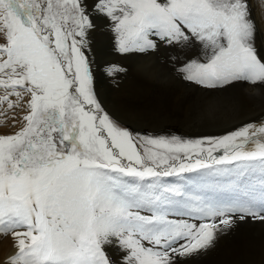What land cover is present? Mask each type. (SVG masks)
<instances>
[{"label":"snow or ice","instance_id":"obj_1","mask_svg":"<svg viewBox=\"0 0 264 264\" xmlns=\"http://www.w3.org/2000/svg\"><path fill=\"white\" fill-rule=\"evenodd\" d=\"M92 9L112 22L121 53L198 44L201 57H171L185 81L264 84L249 0ZM92 26L84 0H0V127L26 113L19 131L0 134V236L16 249L6 264H117L113 246L119 264H180L235 217L264 220V122L196 138L123 125L95 94Z\"/></svg>","mask_w":264,"mask_h":264},{"label":"rangeland","instance_id":"obj_2","mask_svg":"<svg viewBox=\"0 0 264 264\" xmlns=\"http://www.w3.org/2000/svg\"><path fill=\"white\" fill-rule=\"evenodd\" d=\"M84 3L93 24L87 36V56L90 65L94 60L96 71L105 81L99 93L107 109L128 124L127 127L153 134L171 131L196 138L224 134L264 116V84L237 81L210 90L185 81L173 71L171 57L179 56L181 61L201 57L203 53L198 44L185 49L161 45L155 51L121 53L112 22L92 9L96 0H84ZM249 3L257 25L255 46L258 53L264 55L261 52L264 45V12L259 7V0H249ZM111 66H117L122 71L110 74L108 70ZM246 84L259 89L256 98L246 96ZM251 113L255 114L251 117ZM24 114L20 110L10 112V118L0 127V134L19 131L22 125L20 118ZM13 115L16 116L15 121L11 119ZM0 122H3L2 117ZM239 219L235 217L230 228L217 234L214 246L184 258L180 264H264V220L251 217ZM2 237L3 241L12 239L11 235ZM108 251L119 264L123 253L114 246ZM7 260L1 257L0 264H6Z\"/></svg>","mask_w":264,"mask_h":264},{"label":"bare ground","instance_id":"obj_3","mask_svg":"<svg viewBox=\"0 0 264 264\" xmlns=\"http://www.w3.org/2000/svg\"><path fill=\"white\" fill-rule=\"evenodd\" d=\"M261 43V42H260ZM260 50V49H259ZM261 52H263L264 53V45H262V48H261ZM91 60H92V58H91ZM91 66H92V71H93V77H94V83H93V85H95V89H96V91H95V94L96 95H98V98H99V100H100V102L102 103V106H103V108L109 113V114H111L115 119H117L108 109H107V107L105 106V104H104V100H103V98H102V96L100 95V93H99V88H100V86L101 85H103V83L105 82H103L102 81V77H101V73L99 72V71H96V69H95V67H96V65H95V63H94V60H92L91 61ZM244 88H245V91H246V96L248 97V98H251V99H253V98H256V96H257V94H259L260 93V91H259V89L258 88H256V87H253V85L251 86L250 84H246V85H244ZM97 98V99H98ZM255 113H251L250 115H251V117L254 115ZM249 115V116H250ZM250 117V118H251ZM118 121H120L122 124H124L125 126H128V124H126V123H124V122H122L121 120H119V119H117ZM247 120V119H246ZM254 121H258L259 123L260 122H264V116L262 117H257L255 120H251V121H248V123H253ZM259 123L257 124V125H259ZM130 126V125H129ZM235 126V125H234ZM132 129H134V130H138L137 128H135V127H132V126H130ZM139 131V130H138ZM239 220H243V219H239ZM2 236H0V258L2 257V258H8L9 259V257L10 256H12V255H14L15 254V252H16V249L14 248V241H12V239L10 240V239H6V241L4 240H2Z\"/></svg>","mask_w":264,"mask_h":264},{"label":"water","instance_id":"obj_4","mask_svg":"<svg viewBox=\"0 0 264 264\" xmlns=\"http://www.w3.org/2000/svg\"><path fill=\"white\" fill-rule=\"evenodd\" d=\"M92 74H93V71H92ZM93 83H94V77H93ZM94 86V90L96 91V89H95V85H93ZM97 96V98H98V95H96ZM98 100H99V98H98Z\"/></svg>","mask_w":264,"mask_h":264}]
</instances>
